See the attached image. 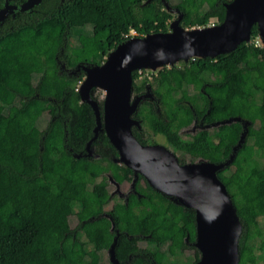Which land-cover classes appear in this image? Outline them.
Returning <instances> with one entry per match:
<instances>
[{"label": "trees", "instance_id": "trees-1", "mask_svg": "<svg viewBox=\"0 0 264 264\" xmlns=\"http://www.w3.org/2000/svg\"><path fill=\"white\" fill-rule=\"evenodd\" d=\"M25 1L0 0V10L7 2ZM229 1L42 0L31 12L8 11L0 22V264H99L101 243L115 238L122 264L200 259L195 209L153 188L142 174L134 183L137 196L107 208L114 199L110 180L125 168L105 130L88 148L96 117L79 84L86 76L82 66L102 64L131 29L140 38L167 32L172 15L164 9L166 2L179 7L182 26L192 28L207 26L211 18L222 22ZM86 26H93L100 39L80 33L71 42L74 30ZM259 36L255 24L250 41L218 56L180 60L151 79L133 71L134 95H153L134 114L141 122L134 134L144 144L154 143L148 129L163 136L180 163L189 162L188 150L197 153L191 161H226L244 132L232 122L213 133L201 127L185 139L182 132L196 119L248 122L234 159L218 172L243 226L239 264H259L256 245L264 236L259 220L264 218V45L254 42ZM34 130L38 141L30 144ZM52 206L77 224L45 236L43 229L53 223Z\"/></svg>", "mask_w": 264, "mask_h": 264}, {"label": "water", "instance_id": "water-1", "mask_svg": "<svg viewBox=\"0 0 264 264\" xmlns=\"http://www.w3.org/2000/svg\"><path fill=\"white\" fill-rule=\"evenodd\" d=\"M41 2L27 0L19 5L7 4L0 10V22L9 10L31 12L32 7ZM225 6V18L218 24L185 28L180 16L169 31L125 40L102 64L82 66L86 76L80 86V95L92 107L96 117L95 135L88 148L99 132L105 130L119 152L118 160L134 169L136 178L142 174L153 188L179 204L195 209V246L201 256L194 264H239L243 226L227 185L218 172L234 159L245 133L234 153L223 162L180 163L177 154L168 146L142 143L133 131L134 126L141 124L134 114L140 102L153 95L148 91L133 99V71L197 56H218L250 41L255 24L264 41V0H231ZM95 87L106 92L103 108L92 94ZM116 245L117 238L109 249V264H122L116 255Z\"/></svg>", "mask_w": 264, "mask_h": 264}, {"label": "rangeland", "instance_id": "rangeland-1", "mask_svg": "<svg viewBox=\"0 0 264 264\" xmlns=\"http://www.w3.org/2000/svg\"><path fill=\"white\" fill-rule=\"evenodd\" d=\"M178 4L182 6L184 3L179 2ZM167 10H169V12L172 15L171 22H173L180 15V11L176 10L175 8H173V9L167 8ZM105 22H106L105 20L101 21V23H105ZM218 23H219V21L217 18H211L209 20L208 25L209 24L213 25V24H218ZM80 33H86V34L94 35L96 40L100 39V36L97 33H95V31L93 30V26H86V27H82V28H76L73 32V35H72V38L70 41L75 43ZM254 42L258 43L260 45H264V41L262 40L261 36H259L257 39H255ZM189 59H191V58H189ZM189 59H185V60L187 61ZM179 64H180V61L170 63V64L157 65L155 67L142 68V69H139V74L142 77L146 76V77L151 79L152 75H155L159 70L163 69L164 67L171 68L173 66H178ZM26 74L28 75L29 73L27 72ZM37 77H38V75L34 76L35 79ZM236 81H237V83L241 84L239 79H236ZM81 84H79V86H81ZM210 90H211V87L207 86V87L203 88L202 92L207 95ZM92 94L94 95L95 98H97L99 100V102H103L105 95H106V92L104 89H102L100 87H95L92 91ZM134 97H135V95H133V99H134ZM218 109H219V106H216L215 110H218ZM46 122H47V119L45 117L42 118V120L40 121V124H39L40 127L42 128L46 124ZM232 122H236L237 124L242 126L244 128L243 133H245L248 122L242 121L238 117V118L229 119V120H226L223 122H215V123H205L202 118L196 119L195 123L191 127L185 129L182 132V134H183V137L185 139H189L190 136L192 134H194L197 131V129H199L201 127H206L213 133L217 130V128L220 125L229 124ZM38 132H39V130H34L33 133L30 134V136L28 138V141L30 144H36L37 143ZM146 132H147L146 135L148 136V138H150L155 143L163 144V145L170 147L169 144L167 143L166 139L163 136L155 135L149 129L146 130ZM89 153H90V151H89ZM182 153L183 152L180 151V152H178V155H180ZM185 156L188 158V161L191 162V159L193 157H197V153L194 150H188L187 153L185 154ZM200 160H204V159L202 157H198L196 161H200ZM118 162H119L118 164L122 168H125V169H121L117 173L116 177H113L110 180L111 181L110 190H111L112 194L114 195V199L107 205L108 209L111 208L113 203L117 200L127 201V200L137 196V193L134 190V183L136 180L135 170L126 166L124 163H121L119 160H118ZM229 173L230 174L232 173V177L230 178V180H232L236 177V174L234 173L233 168H231L229 170ZM262 205L264 206V199L262 200ZM52 209L54 211L53 223H52V225L47 226L43 229V234L45 236H52L54 230L60 226L64 227V226L69 225L71 227H74L77 224V220L75 217H71L67 221L64 220L61 217V215L59 214V210H58L57 206H52ZM259 220H260L261 227L264 229V218H260ZM110 246H111V244L108 242H102L101 243V245H100V247H101V250H100L101 261L99 264H109V262H110V256H109ZM166 246L167 245L164 244L163 247L166 248ZM256 253H257L258 258H259V264H264V236L259 238V240L257 242Z\"/></svg>", "mask_w": 264, "mask_h": 264}, {"label": "flooded vegetation", "instance_id": "flooded-vegetation-1", "mask_svg": "<svg viewBox=\"0 0 264 264\" xmlns=\"http://www.w3.org/2000/svg\"><path fill=\"white\" fill-rule=\"evenodd\" d=\"M26 1H27V0H26ZM7 4H10V3L7 2V3L4 5V7H5ZM21 4H22V3H21ZM15 5H19V4H15ZM165 6H166V7H164L165 10H167V8H169V9H173V8H175V7H172L168 2L165 3ZM32 8H33V7H32ZM175 9L180 11V15H179L177 18H179L180 16H182V18H183V13L181 12L180 8H179V7H176ZM31 11H32V10H31ZM167 11L169 12V10H167ZM177 18H176V19H177ZM176 19H175V20H176ZM218 21H219V20H218ZM173 22H174V21H173ZM173 22H171V19H169V30H170V26H171V24H172ZM219 22H220V21H219ZM181 23H182V21H181ZM169 30H168V31H169ZM154 143H155V142H154Z\"/></svg>", "mask_w": 264, "mask_h": 264}, {"label": "built area", "instance_id": "built-area-1", "mask_svg": "<svg viewBox=\"0 0 264 264\" xmlns=\"http://www.w3.org/2000/svg\"><path fill=\"white\" fill-rule=\"evenodd\" d=\"M211 25V24H209ZM214 25V24H213ZM124 39L125 40H128V39H133V38H137L138 37V33L134 30V29H131L129 33L127 34H124ZM256 45H260L258 43H255Z\"/></svg>", "mask_w": 264, "mask_h": 264}]
</instances>
